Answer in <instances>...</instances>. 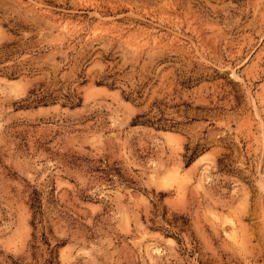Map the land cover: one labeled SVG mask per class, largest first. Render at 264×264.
<instances>
[{
  "label": "rangeland",
  "instance_id": "rangeland-1",
  "mask_svg": "<svg viewBox=\"0 0 264 264\" xmlns=\"http://www.w3.org/2000/svg\"><path fill=\"white\" fill-rule=\"evenodd\" d=\"M0 264H264V0H0Z\"/></svg>",
  "mask_w": 264,
  "mask_h": 264
},
{
  "label": "bare ground",
  "instance_id": "bare-ground-1",
  "mask_svg": "<svg viewBox=\"0 0 264 264\" xmlns=\"http://www.w3.org/2000/svg\"><path fill=\"white\" fill-rule=\"evenodd\" d=\"M104 27V26H103ZM98 31V30H97ZM141 33V32H140ZM144 33V32H143ZM155 40V39H154Z\"/></svg>",
  "mask_w": 264,
  "mask_h": 264
}]
</instances>
